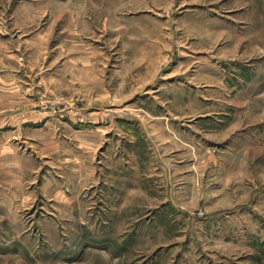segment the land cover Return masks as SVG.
<instances>
[{"label":"rangeland","instance_id":"1","mask_svg":"<svg viewBox=\"0 0 264 264\" xmlns=\"http://www.w3.org/2000/svg\"><path fill=\"white\" fill-rule=\"evenodd\" d=\"M0 264H264V0H0Z\"/></svg>","mask_w":264,"mask_h":264}]
</instances>
